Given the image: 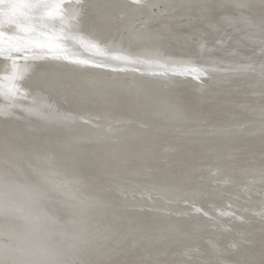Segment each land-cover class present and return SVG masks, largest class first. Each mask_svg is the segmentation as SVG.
<instances>
[{
	"label": "bare ground",
	"instance_id": "obj_1",
	"mask_svg": "<svg viewBox=\"0 0 264 264\" xmlns=\"http://www.w3.org/2000/svg\"><path fill=\"white\" fill-rule=\"evenodd\" d=\"M119 1L117 15H104L106 22L116 24L112 25L111 34L97 28H78L88 18L86 12L96 10L102 3L99 0L53 2L55 14L45 15L46 20L52 21L42 22L46 27L59 24L63 40H47V49L43 51L33 47L36 50L30 52L23 66H12L13 74L6 77L9 84L0 87V97L7 99L0 105V120L19 113L23 97L11 82L15 75L20 78L31 64L42 65L44 56L86 71H79L77 75L83 77L76 84L64 75L56 80L53 91L65 104L61 114L72 117V121L64 122L58 129L79 146H88L75 154L101 173L96 174L98 177H86L75 171L74 175L71 171L75 169L68 166V174L64 167L55 165L53 158L45 156L43 161L54 178L60 173L72 176H66L73 181L71 185L62 179L71 200L79 195L85 198L86 206L99 214L118 217L120 224L125 220L131 222L127 228L138 235H132L127 246L120 247L128 252L140 243V251L131 253V260L128 256L115 257L120 261L114 264H131L133 260L139 264H264V106L240 108L236 98L234 102L225 103L222 99L214 104L211 97L210 111H203L194 103L189 106L182 96L174 99L168 92L186 85L197 88L199 81L220 90L226 80L234 79L235 88L243 94L251 93L254 85L252 94L264 97V62L254 64L252 55L243 62L219 58L222 56L206 57L186 49V41L193 39V32H166L169 24L188 19L205 18L201 21L203 31L216 27L214 16L207 18L201 14L213 7L224 9L223 16L237 20L264 18V0ZM62 2L68 7L78 6L76 12L69 14L70 18L62 19ZM101 5L105 11L108 2ZM194 14L199 17L192 18ZM100 22L87 21L90 26ZM10 24L5 21L3 26ZM141 28L146 32H139ZM208 37L196 39L199 49L206 52L207 48L223 44L221 39ZM177 39L181 41L174 44ZM13 49L14 45L0 47V59L10 58L9 50ZM91 69L95 71L90 73ZM46 70L48 74L54 71ZM94 74L99 76L95 84L90 82L95 80L91 78ZM88 85L89 95L79 102H69ZM149 89L154 90L155 101L145 96ZM244 97L251 102L248 95ZM2 162L5 160L0 159V171ZM80 213L83 225L93 216ZM111 229L112 226H100L101 237L109 238ZM0 232L7 230L0 226ZM14 232L8 238L1 237L16 241L20 234ZM88 243L94 244L91 239ZM83 246L64 252L66 264L78 261L76 253H82ZM110 257L113 258L111 254ZM81 259L80 264H95L84 256ZM14 261L1 258L0 264H19ZM47 262L43 258L36 263Z\"/></svg>",
	"mask_w": 264,
	"mask_h": 264
},
{
	"label": "water",
	"instance_id": "obj_2",
	"mask_svg": "<svg viewBox=\"0 0 264 264\" xmlns=\"http://www.w3.org/2000/svg\"><path fill=\"white\" fill-rule=\"evenodd\" d=\"M55 1L57 0H45L49 5H53L52 3ZM99 1L102 3L108 2V5L104 6L105 11L102 10V3L98 4L96 10L86 12L85 16H88V18L84 19V23L78 28L90 31H94L97 28V30L102 29L105 33L111 34L114 30L112 25L116 24H113L111 20L106 22L104 15L107 14L108 17L117 15L120 10L118 7L120 1ZM63 2L61 5L65 9H59V12L63 15L61 17H63L62 19L67 16L70 18L69 14L76 12L78 6L68 7L64 5L67 1ZM53 10V8L50 9L51 12ZM83 10L81 9V11ZM224 12V9L213 7L201 13L207 18L214 16V20H216L214 25L216 27L205 28L203 31L201 25H204V22L201 21H204L205 18L203 20L198 18L195 21L188 19V21L173 22L166 27V32H193L195 34L192 36L194 40H185L187 42L186 49L190 51L194 49V52L204 53L206 57L211 55L222 56L219 58H232L236 62H243L244 59L247 60V57L252 55L254 64L264 62L262 57L264 52V18L251 16L237 20L232 18L233 16H223ZM47 14H49L48 11H43L36 16L28 18L26 24L0 26V33H2L0 47L11 48L12 45L16 47V49L9 50L10 58L0 59V87L3 86V83L4 85L9 84L6 77H10L13 74L11 71L12 66H23L22 63L26 62L24 60L30 57V52L36 50L32 49L33 47H41L43 48L41 51H43L47 49L46 44H44L47 40H63L59 35L61 32L60 27H58L59 24L48 25L52 20L45 19ZM196 14L192 18L194 16L196 18L197 16L199 17ZM44 19L48 22L47 27L42 22L45 21ZM88 20H99L101 22L98 25H91L93 27L90 28V24L87 23ZM5 21H7V18H5ZM73 22L70 23L72 24ZM65 25H68L67 19ZM144 31V28L139 30L141 33ZM205 36H209V39H221L223 44L214 46L212 49L207 48L205 52L199 49L198 40H196ZM180 41L181 39H177L173 43H179ZM42 43L45 46H42ZM44 58L46 60L43 61L42 65L31 64L29 70L20 75V78H16L15 75L11 82L18 89L17 92L21 95V98L23 97V99H20L19 113L15 117H7L0 120V159L5 160V162H2L4 165L0 171V226L7 232L9 231V234L15 233L14 231L16 230L21 235L16 241L13 239L6 241L3 239L4 237L8 238L9 234L0 232V259H11L12 262L18 260L19 264H37V261L44 258L48 261V264H66L64 252L67 251L69 253L74 247L79 248L84 244L83 252L76 253L78 261H71L68 264H80L79 259H81V256L95 264L119 263L120 260L117 261L115 257L121 259L128 256L131 260L130 254L140 251L138 247L140 243L134 244L135 247H130L128 252H125V249L120 247L127 246L133 238L132 235H138L134 229L127 228L131 222L128 221L126 223L127 220H125L124 224L122 223L125 229L122 230V224L119 223L118 217L116 219L115 217L110 218V215L107 214H99L95 208L86 206L84 203L85 198L83 199L79 195H77V199L71 200L67 196L69 193H67V188L62 183V179H66V182L71 185L73 181H68L66 176H72H63L56 169L60 176L56 174V178H54L51 174L52 172L46 169L48 167L43 161L45 156L53 158L56 161L55 165L59 164L58 167H64L68 174L71 171V167L75 169L73 170L74 172L71 171L74 175L75 171H77V174L80 173L86 177L101 173H97L93 167L89 166L87 161H83V158H78L75 154V151L79 150V148L85 149L88 146L85 144L79 146L76 140L69 138L70 136L68 137L65 132L59 130L60 128L58 129V126L64 122L69 123L72 121V117L64 113L61 114V108L65 104L60 96L53 91L56 87V80L59 77L61 79L62 75H64L73 80L70 82L76 84L77 80H81L80 78L83 77L77 75L79 71H86L82 69L77 71V69L65 64L60 59L52 60L48 56H44ZM46 69L54 71L48 74ZM91 71L95 70L91 69L90 73ZM94 73L102 74L101 72ZM95 74L91 76L95 80L90 78V82L94 84L99 78ZM261 77L263 78V76ZM236 81L234 79L226 80L220 90L213 89L211 85L204 86L199 81L197 83L200 86L197 88H191L186 85L181 89L174 87L172 90L169 89L168 92L172 93L174 99H179L182 96L181 98L184 97L189 106L195 104L203 111H208V107H212V103L208 102L211 97H213L212 101L214 104L221 102L222 99L225 103L234 102L233 100L236 98L240 108H243L244 105L250 108L264 106V97L259 94H252L255 91L253 88L256 86L252 85L251 93L243 94L238 87L235 88ZM89 87L90 85L87 88L78 90L77 93L79 95L75 99L71 97L69 102L73 103L75 100L79 102L83 97L89 95L87 90ZM153 92L154 90L149 89V91L145 92V96L155 101L156 97ZM245 95L249 96L251 102H246ZM3 99L0 97V105L2 106L7 100L5 99L4 101ZM252 101L257 104L256 107ZM72 114L77 113L73 112ZM86 135L89 136V133L86 132ZM102 163L108 165L104 161ZM96 176L98 177V175ZM81 210L85 212L84 214L93 215L92 220H88L84 225L78 217V214L82 212ZM122 212H120V215L123 214ZM105 224L107 227L112 226L108 235L109 238L101 237L99 227H105ZM131 232L135 234H131ZM90 239L92 243L97 242L96 239L101 241L98 240V243L90 244L88 243ZM17 247L22 249L16 250ZM107 247L110 248L107 250ZM111 248L112 250H110ZM110 254L114 259L109 258ZM133 261L134 263L131 262V264H139L138 261Z\"/></svg>",
	"mask_w": 264,
	"mask_h": 264
},
{
	"label": "snow or ice",
	"instance_id": "obj_3",
	"mask_svg": "<svg viewBox=\"0 0 264 264\" xmlns=\"http://www.w3.org/2000/svg\"><path fill=\"white\" fill-rule=\"evenodd\" d=\"M51 8L52 5L47 4L45 0H0V26H3L5 18L11 24H26L28 18ZM53 14L55 13L49 11V15Z\"/></svg>",
	"mask_w": 264,
	"mask_h": 264
}]
</instances>
